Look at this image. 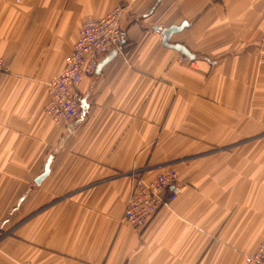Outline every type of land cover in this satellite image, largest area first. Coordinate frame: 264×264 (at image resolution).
I'll return each instance as SVG.
<instances>
[{"label": "crops", "instance_id": "obj_1", "mask_svg": "<svg viewBox=\"0 0 264 264\" xmlns=\"http://www.w3.org/2000/svg\"><path fill=\"white\" fill-rule=\"evenodd\" d=\"M118 5L125 44L56 123L47 83ZM184 21L193 59L154 29ZM262 34L264 0H0V264H243L264 240ZM167 167L172 205L126 222L132 175Z\"/></svg>", "mask_w": 264, "mask_h": 264}, {"label": "built area", "instance_id": "obj_2", "mask_svg": "<svg viewBox=\"0 0 264 264\" xmlns=\"http://www.w3.org/2000/svg\"><path fill=\"white\" fill-rule=\"evenodd\" d=\"M124 10V5H118L103 17L83 22L79 37L65 59L64 68L47 83L49 98L45 113L56 123H72L81 117L80 81L83 77L94 76L102 58L111 50L122 48L125 32L121 19ZM259 56L264 62V36ZM5 65L0 57V72ZM132 180L124 220L141 228L147 226L162 207L170 206L181 192L178 171L174 167H167L149 179L133 174ZM243 264H264V240L245 256Z\"/></svg>", "mask_w": 264, "mask_h": 264}, {"label": "water", "instance_id": "obj_3", "mask_svg": "<svg viewBox=\"0 0 264 264\" xmlns=\"http://www.w3.org/2000/svg\"><path fill=\"white\" fill-rule=\"evenodd\" d=\"M189 23L187 21H184L182 24L180 25H171L169 27L166 28H162L160 26H155V30L158 32H161L162 34V43L165 47L168 48H173L179 52L182 53V55H184L185 57L189 58V59H193L195 58V54L192 53L185 45L181 44V43H173L170 42V39L172 37L173 34L181 31L183 28L188 27ZM125 44V40H123L122 42V46ZM118 50L115 49L113 50L106 58H104L98 66L97 72H99L102 67L110 62L112 59H114L117 56ZM52 161V156H49L44 171L36 178V183L37 184H41V182L46 178V176L49 174L50 172V164Z\"/></svg>", "mask_w": 264, "mask_h": 264}, {"label": "rangeland", "instance_id": "obj_4", "mask_svg": "<svg viewBox=\"0 0 264 264\" xmlns=\"http://www.w3.org/2000/svg\"><path fill=\"white\" fill-rule=\"evenodd\" d=\"M264 36V34H262L261 36H260V38H259V48H258V55H259V53H260V42H261V39H262V37ZM259 57V61L262 63V64H264V62H262L261 61V59H260V56H258ZM5 70V69H4ZM4 70H2L1 72H0V74L4 71ZM166 168H164L163 170H165ZM159 173V172H158ZM157 173V174H158ZM178 176H179V174H178ZM177 198V197H176ZM175 200V199H174ZM174 202V201H173ZM172 205V204H171ZM170 205V206H171ZM170 206H168V207H170ZM3 226V224H2V220L0 219V228ZM2 233L0 234V236H2L3 234H4V232L3 231H1Z\"/></svg>", "mask_w": 264, "mask_h": 264}]
</instances>
